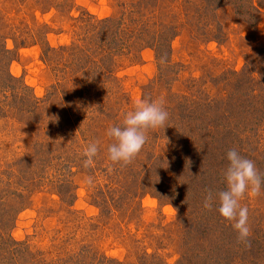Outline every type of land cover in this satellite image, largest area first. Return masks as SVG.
<instances>
[{
    "label": "rangeland",
    "instance_id": "rangeland-1",
    "mask_svg": "<svg viewBox=\"0 0 264 264\" xmlns=\"http://www.w3.org/2000/svg\"><path fill=\"white\" fill-rule=\"evenodd\" d=\"M152 1L59 0L60 6L45 10L47 0H21L18 11L13 12L0 0V14L14 21L16 35L34 29L35 22L46 24V42L58 50V56H45L41 46H29L19 50L9 68L20 84L30 88V96L37 98L35 114L43 119L39 124L35 123L39 122L37 116L24 120L20 111H14L19 104H1L0 264H92L95 258L139 264L147 255L176 264L188 248L191 255L199 256L194 262L215 264L214 247L232 253L241 246L234 240L237 233L231 222L217 210L216 194L227 187L225 160L210 146L217 143L218 136L213 133L202 140L206 131H184L185 139H190L182 146L176 138L182 136L178 126L186 109L187 114L193 110V117L199 116L195 126L209 119L220 124L229 119L231 125L237 124V117L229 118L223 103L232 89V94L236 93L238 82L248 78L251 59L254 55L257 59L255 49H262L258 44L264 43V0H238L234 7L220 10V24L210 28L208 35L186 27L189 30L171 41V54L166 52L172 62L166 72L160 70L156 49L149 47L146 36L137 40L141 34L138 17L142 22L159 23L160 18H176V10L184 14L179 0H166L165 6L171 4L166 8L139 9L142 3ZM250 5L262 8L260 18L251 15ZM42 8L44 13L38 11ZM171 11V15L166 13ZM107 19H113V24H101ZM253 22L256 26L250 28ZM219 25L223 28L220 35ZM6 30L11 32L13 27ZM161 36L167 44L168 34ZM8 46L13 49V42ZM61 47L68 50L59 51ZM20 84L16 93L21 92ZM238 94L239 90L240 98ZM2 95L1 103L9 102ZM139 99L163 101L169 118L164 126L147 130L145 145L130 163H113L108 146L114 140L107 130L122 125L125 114ZM216 133L222 134L217 129ZM249 136L253 148H248L253 151L244 157L255 162L264 178V121L257 139ZM89 142H98L100 150L94 163L85 167L83 150ZM176 152L189 162L191 177H198L196 183L203 185L200 189L194 181L191 186L177 188L176 193L191 204L187 217H180L174 205L160 201L149 190L141 191L146 186L145 174L138 165L142 162L144 166L150 157L164 165L168 177L175 178L174 189L185 175H170V165L176 169V158L185 161ZM202 172L205 175L200 178ZM169 188L165 186L166 191ZM209 192L214 203L205 208ZM71 195L74 201L68 206ZM105 198L116 201L111 209L102 207ZM241 205L249 209L250 239L255 242L249 249L254 248L264 264V187L259 196L245 197ZM212 218L225 228L213 233ZM188 226L196 227L197 232L204 229L206 236L199 243L192 241L194 228L189 230ZM212 238L215 241L211 243Z\"/></svg>",
    "mask_w": 264,
    "mask_h": 264
},
{
    "label": "trees",
    "instance_id": "trees-1",
    "mask_svg": "<svg viewBox=\"0 0 264 264\" xmlns=\"http://www.w3.org/2000/svg\"><path fill=\"white\" fill-rule=\"evenodd\" d=\"M5 1L10 6L9 8L10 10H12L13 12L18 11V8H19L18 6L21 0H5ZM47 1H48V6H47V9L45 8V10L55 9L59 5V0H47ZM165 1L166 0H164L162 3L160 0L159 1L153 0L152 2L150 3L148 2L145 5L142 3V8H139V9L143 11L144 10L143 8L148 10V9L166 8L171 5V4H168L167 6H165L164 5ZM179 1L182 4L180 5V7L184 15H182V13L176 10V18H170L169 21H163L160 18L159 23L153 20L152 21L154 23H150L151 21L149 20H147L146 22L144 21L142 22V20L138 17V20H140L139 31H141V34H139L140 37H137V40L138 39L144 40L145 39L144 37L146 36L147 44L149 45V47L150 48L153 47L156 49V54H157L158 60L160 61V63L158 64L159 68L161 71H164V72H166L172 67L170 56L167 58L166 52H168L169 55L171 54L172 48L170 44H171V41H173L174 37L177 38L178 36H180L181 32L185 30H189L186 28L189 26L196 33H198L199 30H202V32H204L202 34L203 36L208 35L210 28L220 24L219 22L220 18H219L218 12L220 10H225L226 7H230V8L234 7L237 4L238 0H179ZM250 7H252L251 9L253 10L251 15L253 14L254 16H258L259 18L262 16V8H258L255 5L253 6L250 5L249 8ZM248 9H246V11ZM45 10L42 8V10H38V11H40L41 13H44L43 11ZM166 13L168 15H171L172 11L166 12ZM89 17L93 19L91 15H89ZM112 22H114L113 19H107V20L102 21L101 24L109 25V24H113ZM188 22H191L192 24ZM35 23H36V27L34 29L29 30L28 32L24 34L16 35L15 33L16 31H14L15 26H13L14 21H11L6 16L0 14V95H2V93L6 96H8L7 94L9 93L11 95L8 97L2 95L5 99L6 98L9 99V102L5 101L4 103H1L0 101V115L2 111L1 104L10 105L9 103L13 101V103L20 105V108H15L14 111H16L17 113L18 111H20L19 113L23 114L24 120L27 118V116L40 117L39 114H35L36 107L38 106L37 98H35L32 95L30 96L29 94V92L31 91L30 88L23 83L20 84V81L14 78L11 75L10 70H9L10 65L15 60V58L18 56L19 50L27 48L29 46H41L44 50H46L44 51L45 56H49L50 54H54V55L56 54V56H58L57 55L58 50L52 49L51 46L46 42L47 34H48L47 32L48 25L38 24L37 22ZM253 24L252 26L249 25V27L251 28V27L256 26V22H253ZM12 27H13L14 32L12 30L11 32H7L6 29H9V28L12 29ZM217 31H218L217 33H219L218 35H220L223 32V28L220 27L219 25L217 26ZM134 32L135 30L132 31L133 34ZM164 32L168 34L169 44L168 42L167 44H164L165 42L163 38L166 39V37L164 36L162 38L161 36V33L164 34ZM190 32L192 33V31ZM252 34L253 33L250 34V38ZM218 40L220 39L218 38ZM9 41L13 42V45H14L13 49L9 48L8 46ZM260 47H262V49ZM258 48H260L261 51L257 52V49H255L257 59L255 58V55L251 59L252 61L251 63L253 67L247 69V72L251 71L248 73L249 74L248 78H246L245 80H242V84L240 83L241 82L240 80L238 82L239 84L236 85L237 89H235L234 91L236 93L232 94V90H233L232 89L231 94L227 95V99L223 103V105H225L226 111L228 112L229 118L230 116L232 118L237 117V124L231 125V122L229 121V119L228 120L226 119L227 122L224 123L223 121L221 124L219 123V121L217 122V120L215 119H209V120H206L207 123L202 121L201 125L195 126V124H198L196 119L198 121L200 120L199 116L193 117L195 114L193 110H191L189 114H187V111H188L187 109L183 110L180 115V123L178 126L180 130L182 131V136L180 138H176L178 139L177 140L178 146L180 145L182 146L184 141H188L190 139L188 137H187L188 140L185 139L184 131H188V133L189 131L195 132V130L206 131L207 133H204V135L202 136V140H207L211 134L215 133L214 135L218 136L216 138L217 143L210 144V146L217 148L219 150L218 152L222 155L223 160H225L224 165L226 168L228 167V164H229V162H226L227 160L226 153L229 150H232L233 147L234 149H236V146H240L241 148L236 149V150L239 151L242 156H246L249 150L253 151V149L248 148V147L253 148L252 136H249V134H252L253 138L257 139L256 135L259 134V128L261 127L264 121V68L262 67L264 65V43L258 44ZM67 50L68 48L66 47H61L59 49V51H63V52H66ZM163 60H165L164 63H163ZM248 64H250V60L248 61ZM247 72H244V73L247 74ZM169 76L170 75L168 74L167 77ZM240 77L241 76H239V78ZM17 84H20L19 88L21 89V92L16 93L15 90L16 89L18 90L16 86ZM238 90H239L238 95H240V98H237ZM181 99L179 100L180 102L178 104L182 103ZM74 103L76 104L75 106L76 107L78 106V109H79V103H76L75 100H74ZM180 106L181 105L178 106V109L180 108ZM66 110L70 112V109H68L67 106H66ZM42 119L43 117L41 116L38 119L39 122L38 123L35 122V123L39 124L40 120ZM176 119L178 120V117ZM213 129L215 131H213ZM216 129H217V132H221L223 134V135L220 134L221 137L216 133ZM224 131H228L226 135L224 134ZM237 143L238 145H236ZM244 148L246 150H244ZM176 149L180 150L177 147ZM245 151L247 152L245 153ZM176 155L180 158H183L185 161L179 160L178 158H176V169L173 166V164L170 165L171 167L170 175L173 176L174 174H176L177 176L178 174H183V173H185V175L183 174L184 175L183 178L181 180H178L180 182H176L174 189H171V185H172V182H174L175 178L174 177L170 178L167 176V173H169L168 170L165 169L164 165H161L160 161L157 162L156 158L152 159L150 157V159L145 163L144 166H142L143 164L142 162H139L140 165L138 166L144 168V174H145L144 182L146 186H144L143 190L141 189V191L148 192L147 190H149L148 193L156 194L157 195L156 197L160 201H165V200L168 201L169 203L174 205L176 210L179 212L180 217H182L183 215H185V212L190 208L191 204L189 201L185 200L183 196H179L176 193L177 188L180 185H186V184L191 186V184H193L192 182L194 181H195L194 183L195 186H197L200 189H203L202 188L203 185L200 182H198V184L196 183V179H198V177L197 178L195 177L196 179H193L191 177L192 175L190 173L191 166L189 162H187V160L184 157H182L178 152H176ZM180 162H182V164ZM182 169L185 170L186 172H184ZM177 170H178V173H176ZM201 171H204V170L202 169ZM205 173L202 172L199 177L201 178L203 175H205ZM177 177L181 178V175H178ZM157 183L161 185L157 186ZM166 185L170 186V188L167 189V191L165 190ZM99 195L103 196L102 192ZM106 198L104 199L105 201H106ZM71 199L72 200L69 202L70 205L68 206H72L73 204L72 202L74 201V197L72 195H71ZM105 201H104V204H101L102 207H104L105 209H111L110 207H112L114 202H116L115 200L112 202L109 198L107 199L106 202ZM185 217H187V215H185ZM210 222H212L211 227L213 226V233L220 230L221 228H225L224 226H222L224 224H221L219 220L215 221V219L212 218V221ZM216 227H219V229ZM190 228L195 229V230L193 229L191 232L193 233L191 234V237H190L192 241L198 240L196 243H199L203 239V237L206 236L203 233L204 229H202V231L197 232L196 227L188 226L189 230ZM189 234L190 233H188V235ZM200 236H201V239H200ZM234 240L239 241L238 238H234ZM212 241H215L214 238H212L211 243ZM238 243L241 244V246L238 248H235L234 252L232 253L225 252L222 248L214 247V250L212 253L216 256L215 264H262V260L258 259V254L254 253L255 251L254 248L249 249L250 248L249 245L255 243L252 239L249 238L248 242H238ZM201 244H204V243L202 242ZM243 247L244 249L242 250ZM260 248H262L263 250V247L261 245H260ZM195 250H198V249H195ZM158 258L160 259L161 257H159L158 255H154V256L147 255L146 257L142 256L139 260V264H169L166 262L165 259H162L160 261L158 260ZM198 258L199 256L196 254L191 255V249L188 248L187 253L184 254L176 264H198V262H194L193 260V259H198ZM94 260H96L97 262L95 261L92 264H109V263L110 264H123V263H119L116 261H110V260H108L109 263H107L105 258H102V259L95 258Z\"/></svg>",
    "mask_w": 264,
    "mask_h": 264
},
{
    "label": "clouds",
    "instance_id": "clouds-1",
    "mask_svg": "<svg viewBox=\"0 0 264 264\" xmlns=\"http://www.w3.org/2000/svg\"><path fill=\"white\" fill-rule=\"evenodd\" d=\"M169 113L163 106V101L139 99L133 110L128 111L122 125L108 128L107 135L114 142L108 146V158L113 163H130L141 151L147 141L148 129H156L165 125ZM98 142H89L83 150L86 157L84 166L94 163V157L99 152ZM229 164L224 173L226 190L216 194L218 212L236 231L240 242H248L251 236L249 226V209L241 205L245 197L254 198L261 194L264 178L261 177L255 162L240 154L236 149L226 153ZM91 183V179L88 181ZM214 197L211 192L205 197L204 207L211 208Z\"/></svg>",
    "mask_w": 264,
    "mask_h": 264
}]
</instances>
